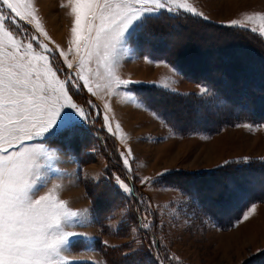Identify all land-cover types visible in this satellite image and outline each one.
Masks as SVG:
<instances>
[{"label": "rangeland", "instance_id": "rangeland-1", "mask_svg": "<svg viewBox=\"0 0 264 264\" xmlns=\"http://www.w3.org/2000/svg\"><path fill=\"white\" fill-rule=\"evenodd\" d=\"M61 2L36 0L44 28L56 44L67 48L71 18L66 14L67 9L60 7ZM190 2L208 20L181 13L176 17H187V29H181L184 32L176 34L173 25L162 27L160 19H153L130 44V60L135 62L128 63L124 58L119 71L136 82L130 85V89L143 107H137L123 96L111 99L114 112L112 126L114 128L115 123L119 122L122 128L120 134L112 135L105 126L103 102L81 91L74 93V99L91 114L89 122L81 124L82 131L78 130L71 142L64 138L50 144L55 137L48 138L46 146L60 155L57 166L62 170V176L57 182L63 185L61 198L67 200L73 209H88L93 220L94 227H78L76 230L86 232L93 238L98 234L95 238L98 239L97 243H94L95 240L81 241L73 246L72 254L82 258L78 264H106L102 253L97 250L103 246L99 241L104 240L108 241L106 247L119 248V264H156L154 249L150 256L152 247L137 225L133 199L119 190L113 179V173L121 177L126 175L125 171L120 173L114 165L125 148V143H122L125 135L129 138L126 144L132 148L134 155L131 184L135 187L137 201L143 198L152 204V208L148 209L152 227L148 230L159 237L168 264H264V259L259 260L264 257V202L257 203L256 213L242 223L238 222L249 208L235 214L237 216L231 226L224 229L213 218L202 213L205 211L204 205L205 209L211 211L212 204L202 205L196 199L208 194L203 190L205 180L192 179L202 174L221 175L236 167L264 163V124L234 122L218 128L214 126L217 122L233 119L231 107L220 102L216 96L218 101L206 105L197 95L201 86L214 95L213 84H217V91L223 93L228 90L227 84L233 87L237 79L245 76L244 72L247 71H231L227 68L229 63L224 65L220 62L223 57L231 56L230 50L236 45L247 44L264 52V35L259 31H250L257 25L249 23L247 28L230 26L232 20L244 23L246 16L264 13V0ZM159 40L169 46V57L153 53L151 47ZM138 42L140 46L136 50L135 44ZM167 51L169 49L162 50L165 54ZM176 55L177 61L174 59ZM145 57L152 63H146ZM193 57L197 58V65L202 60L205 62L200 66L214 65L212 71L204 76L197 75L198 81L187 77L192 71L187 70V76L180 71L186 59L192 63ZM135 66H140V69L137 67L136 70ZM243 66L246 68L245 64ZM223 74L228 76L229 81ZM253 77H256L254 84L264 91V77H257V74ZM140 81H149L148 85L155 86L163 94L160 96L148 87L135 88L134 85H146L137 83ZM165 84L171 87L166 89L163 87ZM255 89L250 91V96ZM89 100L93 101L95 108L88 105ZM153 112L161 119H156ZM161 121L172 128L176 135L172 136L169 127H165ZM240 123L251 124L253 129L235 126ZM64 154L72 160L70 168L65 166ZM245 158L247 162H244ZM161 173L163 175H158ZM144 176L152 178L148 187L139 183ZM212 183L207 186L209 190ZM195 189L198 192H194L197 191ZM222 192L227 195L233 190L231 192L228 187ZM139 204L147 207V203ZM232 214L226 213L227 216ZM98 217L101 223H98ZM129 255V260L123 261ZM169 256L172 259H168ZM133 258L137 260L131 261Z\"/></svg>", "mask_w": 264, "mask_h": 264}, {"label": "snow or ice", "instance_id": "snow-or-ice-1", "mask_svg": "<svg viewBox=\"0 0 264 264\" xmlns=\"http://www.w3.org/2000/svg\"><path fill=\"white\" fill-rule=\"evenodd\" d=\"M60 7L71 18L67 48L44 28L36 0H0V264H78L82 258L72 254L73 246L93 237L76 229L93 220L88 209H73L61 198L60 155L46 146L48 138L63 136L71 142L81 124L89 122L91 114L74 99L81 91L103 102L105 126L112 135L120 134L119 122L112 126L111 99L123 96L143 107L130 89L136 82L119 71L137 33L165 13L208 20L190 0H62ZM249 23L257 25L250 31L264 35V13L246 16L244 23L232 20L230 26L247 28ZM197 95L206 105L216 102L206 87ZM87 103L96 107L92 100ZM235 126L253 129L248 123ZM169 132L176 135L170 127ZM127 139L122 138L125 148L120 152L126 175L113 173V179L119 190L134 197V155ZM139 183L148 187L152 178L141 177ZM138 203H147L138 211L140 227L149 229L152 204L143 198ZM256 211L252 204L238 223ZM99 243L108 246L107 240ZM151 247L160 246L152 240ZM156 260L164 264L159 255Z\"/></svg>", "mask_w": 264, "mask_h": 264}, {"label": "trees", "instance_id": "trees-1", "mask_svg": "<svg viewBox=\"0 0 264 264\" xmlns=\"http://www.w3.org/2000/svg\"><path fill=\"white\" fill-rule=\"evenodd\" d=\"M168 18H169L168 15L163 16L162 18H160L159 24L160 25L162 24V27L173 25L174 26L173 28L176 34H182V32L184 31H182L181 29H187V26H186V23L188 21L187 17L182 18V17L175 16L174 18H169V19ZM193 19L197 20V18L195 17H193ZM207 25L211 26L209 24ZM213 28L214 27H212V29ZM229 30H232V29H229ZM140 32H138L139 33L138 35H140ZM138 44L139 42L135 44L136 50L140 46V45L138 46ZM149 46H152V45H149ZM168 47L169 46H166L165 42L162 44L161 40H159L155 43L154 47L153 46L151 47V49L153 53H157V55H163L165 57L166 56L169 57L170 48ZM163 49H169V51H167V53L165 54L162 52ZM230 52H231V56L228 55L229 58L223 57V59L220 61L221 64L225 65V63L226 64L229 63V65H227V68L229 67L231 71L236 69L237 72H244V71H247V72H244L245 73L244 77H240L239 79H237L236 85H234L233 87L231 84H230L231 86L227 84L228 87L226 89L228 90H224L223 93H220L219 91H217V86H216L217 84L216 85L213 84L214 97L216 96L218 100H220V102H224L227 106H230L231 111H233V114H234V117H232L233 118L232 120L226 119L220 122L216 121L217 125H214V126L220 128L221 125L223 124L234 123V122H251L253 124H264V91L259 86H257V84H254L255 82L254 79L256 77H253L255 76V74H257V77H264V52L255 50L249 47L247 44L245 45L238 44L233 49H231ZM221 56H224V55H221ZM193 58L194 60L192 63L191 61L189 62L186 59V61L182 64V67L180 66V69H181L180 71L184 73L186 72L188 73L189 71H192L193 73L190 74V76H187V73H186V76L192 80L194 79L198 81V79L196 78L197 75L204 76L207 72L212 71L211 68H213L214 65H212L211 67L207 64L200 66L202 63L205 62V60L203 61L201 59L202 63L200 65H197L196 64L197 58L196 57H193ZM174 59L177 61L178 59L177 55L175 56ZM247 61L249 62L247 63ZM171 64L177 67L176 64L178 63L176 64L171 63ZM243 64L246 65V68L243 66ZM223 75H226V74H223ZM226 78H227V81H229V78L227 75H226ZM211 83L213 82H210V84ZM232 84H235V83H232ZM139 86L151 88L153 89L152 92L159 94L160 96L163 94L161 90H157L155 86H152V85H134L135 88ZM229 88L231 89L229 90ZM254 88H256L255 89L256 91L250 96L249 95L250 91L254 90ZM217 98H216V101H218ZM235 112L237 113L236 115H235ZM79 130H81V128H79ZM63 139H64L63 136L55 137L49 143L56 144L57 141L59 140L61 141ZM114 165L116 166L117 170L123 174L124 169L119 159H117V161L114 162ZM192 179H198V180L202 179L203 182L205 180V183L203 184H205L206 188L204 186L203 190H206L205 192H207L208 194L205 195L206 197L200 198L201 200L198 197L197 198L195 197V198L202 205H204V203L212 204L213 207L211 208V211L205 209L204 206L206 205H204L203 208L205 211H203L202 213L207 217L213 218L215 223H219V226H221L224 229H228V227L231 226V223H233V221L235 220V217L238 214H241L247 208H249L252 204L264 202V163L262 162L254 166L236 167L232 169V171L228 173H223L221 175L220 174H202ZM245 180H248V181H245ZM213 181H216V183L215 184L212 183ZM210 183L212 184L210 186L211 189L209 190L207 186L209 187L208 184ZM261 184L263 185L260 187ZM131 185L133 186L134 192H135L134 185L133 184ZM201 185H199V188H201ZM228 187L231 190V192L233 190V193L231 194L227 193V195H224L222 190ZM195 190L197 191H194V192H198V189H195ZM117 192L119 193L118 189H117ZM119 195L123 197L120 193ZM131 198L133 199V206L136 210L135 217L137 218V222H138L137 225H139L138 227H139L140 232L142 233V235H144L147 238L150 245H151L152 240H156L157 244L160 246L159 248H155V249L152 248V253H150V256L153 254V249H154L153 256L156 258V256L159 255L160 259L163 260L164 264H168L164 256V253H163V247L161 245L160 239L157 236V234L154 232H151L148 229H143L142 227H140V224L143 221H142V218H141V215L138 209H143L144 207H141V205L138 203L136 194L134 197L131 196ZM231 212L233 213L231 216L226 215V213H231ZM99 218L100 217H98V223H101ZM97 240H95L94 243H97ZM101 246L98 247L97 250L102 253L104 260H106L105 263L106 264H119V262L121 261V258L119 257L120 256L119 248H110V247H106L105 245H103L102 247ZM102 250L104 253L102 252ZM140 252L141 254H143L142 250ZM130 257L131 255L123 259V261H128ZM261 259H264V257H261L259 260ZM134 260H137V259L133 258L131 261H134ZM79 264H85V263H79ZM156 264H157V260H156ZM250 264H253V263H250Z\"/></svg>", "mask_w": 264, "mask_h": 264}, {"label": "crops", "instance_id": "crops-1", "mask_svg": "<svg viewBox=\"0 0 264 264\" xmlns=\"http://www.w3.org/2000/svg\"><path fill=\"white\" fill-rule=\"evenodd\" d=\"M130 59H131L130 54H129L127 57H125V61L128 62V63L135 62L134 60H130ZM137 67L139 68L140 66H137ZM137 67L135 66V69H136V70H137ZM139 69H140V68H139ZM120 75H121L123 78H126V77H127V76L122 75L121 73H120ZM127 78H128V77H127ZM148 82H149V81H140V82H137V83L148 85ZM63 156L66 157L65 166L68 165L69 168H70L71 165H72V160H71V159L69 158V156H67L66 154H64ZM72 175H73V174H72ZM90 227H94L93 223L91 224ZM97 236H98V234H97ZM97 236H96V237H97ZM96 237H95V238H96ZM95 238H93V240H95Z\"/></svg>", "mask_w": 264, "mask_h": 264}]
</instances>
